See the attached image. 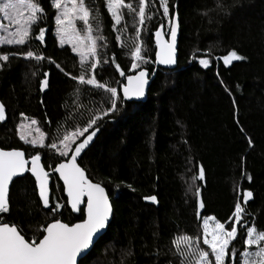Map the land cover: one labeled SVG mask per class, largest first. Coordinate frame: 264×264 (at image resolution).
Wrapping results in <instances>:
<instances>
[{"label":"trees","instance_id":"obj_1","mask_svg":"<svg viewBox=\"0 0 264 264\" xmlns=\"http://www.w3.org/2000/svg\"><path fill=\"white\" fill-rule=\"evenodd\" d=\"M125 2L138 10V0ZM85 3L92 9L93 37L102 34L106 40L97 43H107L106 48H98L97 80L117 87L122 97L127 75L146 69L155 71L156 78L146 101H123L115 113L98 122V138L79 162L89 179L106 188L114 213L107 233L83 264H181L183 257L176 253L173 239L185 234L200 236L201 247L208 250L202 244L203 217L215 216L225 222L237 202L246 209L245 219L264 230V0H169L173 15L177 4L181 26L178 62L171 71L155 65L154 33L167 25L162 9L146 20L137 38L138 16L122 9L124 19L114 30L105 0ZM43 6L46 14L33 26L26 45H2L0 54L32 50L52 58L65 72L79 75V57L71 47H62L55 36V9L49 0H43ZM151 12L150 7L146 9ZM39 27L47 29L44 44L34 38ZM136 44L141 45L147 62L132 72L131 52ZM231 50L245 59L225 66L218 58ZM204 53L209 54V68L199 64ZM0 65H4L0 68V101L7 111L6 123L0 124L1 149L23 150L28 159L38 152L44 165L54 167L56 151L20 140L18 125L35 119L45 144H50L110 106L109 93L80 85L47 59L37 62L10 56ZM44 73H48L49 88L42 94ZM201 165L204 180L198 179ZM245 190L253 193L246 205L240 195ZM152 195L158 205L145 201L144 197ZM9 198L10 212L0 214V222L17 225L26 239L36 238L52 222L53 215L43 208L30 175L12 184ZM201 201L205 207L198 219ZM57 202L64 204L66 199L54 178L51 203ZM84 218V213L75 216L69 208L55 216L69 224ZM244 235L241 229L239 242L233 246L240 247Z\"/></svg>","mask_w":264,"mask_h":264},{"label":"snow or ice","instance_id":"obj_2","mask_svg":"<svg viewBox=\"0 0 264 264\" xmlns=\"http://www.w3.org/2000/svg\"><path fill=\"white\" fill-rule=\"evenodd\" d=\"M49 3L50 7L55 9L54 20L60 45L63 47L66 43L70 44L72 52L79 56L82 69L80 74L72 75L71 72H65V69L55 60L32 50L0 54V61L8 62L10 56L37 62L47 59L49 63L55 64L57 69L72 80L78 81L80 85L103 89L109 93L110 106L99 109L87 119L83 127L76 126L70 131L66 130L62 138L53 140L50 144L43 143V134L39 141L29 140L23 131L26 125L24 123L18 125L20 140L31 144L34 148L39 146L56 151L58 162L54 167L42 164V157L38 152L31 155L30 159H26V153L23 150L0 149V214L10 212L9 188L14 178L30 172L35 178L43 207L53 215L52 222L43 227L39 236L31 240L25 238L22 229L17 225L0 222V264H77V257L86 258L88 250L94 243V238L106 228L113 209L105 188L101 183H94L89 179L85 169L78 163V158L99 133L98 122L115 113L123 101L143 97L145 86L148 84L146 70H140L135 75H127V82L123 84L121 97L117 87L99 82L95 75L101 63L98 48H106L107 43L102 45L97 43V40H106L102 34L95 38L92 35L93 28L90 22L92 9L86 5L85 0H49ZM106 7L114 21V30H117L116 26L121 25L124 19L122 9L126 8L129 14L138 16L139 27L135 28L137 38L140 37L146 20H151L155 12L162 9L163 17L168 20L171 40L170 42L163 40L161 30L154 33L157 46L155 62L166 66L177 63L176 40L179 19L178 14L171 13L169 0H138V10L133 3H126L125 0H106ZM149 7L152 10L151 14L146 13ZM0 14L3 20L7 21V24L0 21V31L7 33V36L0 38V45L24 46L31 38L33 26L43 20L46 9L43 6V0H5L0 3ZM77 21L83 22L87 35H81L76 26ZM162 28L163 25H161ZM97 31L99 32V28ZM46 32L45 27H39L38 34L34 37L35 40L44 44ZM115 39L120 41L121 36L117 35ZM208 55L204 53V58L199 59V64L204 68L211 66V60L206 58ZM131 58L129 71L132 72H136L141 63L147 62V57L142 55L140 44L135 45ZM218 59H222L225 66H230L233 61H241L245 57L239 55L236 50H231L227 55ZM86 61L88 62L87 67H85ZM103 63H108V61L104 60ZM113 63H115L114 56ZM3 66L0 65V68ZM115 67L119 75L125 77V72L120 69V65L115 64ZM44 76L45 79L41 81L42 91L49 85L48 73H44ZM20 115L23 119H27L24 113ZM4 120H6V107L0 102V121ZM37 123L35 119L31 120L32 125ZM248 140L249 146H252L251 138ZM46 167L52 168V172L47 171ZM53 174H58L57 179L62 180V187L66 190L67 200L64 204L59 202L53 204L50 201V180ZM204 178L205 170L201 165L198 179L204 180ZM247 179L251 182L252 178L248 175ZM196 194L199 196V189ZM240 195L244 205L253 197L250 190H245ZM144 199L153 203L158 202L155 195L146 196ZM69 207L73 212L85 213V218L75 224L55 219L56 215H62L63 210ZM204 207L201 201L199 209H204ZM197 215L199 216V212ZM245 215L246 209L242 207L241 202H237L232 215L225 222H221L215 216L203 217L202 244L206 245L208 250L201 247L200 236L193 238L185 234L175 237L172 244L176 253L183 257L181 264H226L228 259H230V264H264V230L258 229L254 221L250 223L246 220ZM241 229L245 231L242 244L240 247L233 246L234 242H239ZM253 248L256 250L249 251Z\"/></svg>","mask_w":264,"mask_h":264},{"label":"water","instance_id":"obj_3","mask_svg":"<svg viewBox=\"0 0 264 264\" xmlns=\"http://www.w3.org/2000/svg\"><path fill=\"white\" fill-rule=\"evenodd\" d=\"M176 14H178V13H174V15H176ZM178 19H179V28H178V30H177V40H176V59H177V62H178V57H179V43H180V35H181V26H180V18H179V15H178ZM158 30H161V32H162V36H161V38L163 39V40H166L167 42H170V40H171V37H170V34H169V32H168V35L167 34H165V29L164 28H162L161 29V27L158 29ZM167 35V36H166ZM155 41H156V37H155V39H154ZM155 45H156V43H155ZM156 51H157V46H156ZM156 65H157V68L158 69H164V70H173L175 67H176V65H177V63L175 64V65H171V66H166V65H162V64H159L158 62H156ZM143 70H146V69H143ZM147 72H148V76H147V79H148V84L145 86V95L143 96V97H141V98H133V99H131V100H127L126 102H136V103H140V102H144V101H146L147 100V97H148V93H149V89H150V87H151V84H152V82L154 81V79H155V77H156V72L154 71V72H150V71H148V70H146ZM136 74H138V72L136 73ZM135 75V74H134ZM127 82V81H126ZM122 89H123V87H122ZM122 89H121V94H122ZM46 90V89H45ZM1 102V101H0ZM6 120H7V111H6ZM6 120H4V121H0V124H4V123H6ZM98 135H99V133L97 134V136L94 138V140L90 143V145H89V147L87 148V149H85V151L82 153V155H81V157L80 158H78V163L80 162V160L83 158V156L87 153V151L92 147V145L95 143V141L97 140V138H98ZM42 162V161H41ZM43 164V163H42ZM51 173V172H50ZM87 174V173H86ZM27 175H30L34 180H35V178L31 175V173L30 172H26V173H24V174H22L21 176H18V177H16V178H14V181H16V180H18V179H20V178H24L25 176H27ZM57 175V177H58V174H56ZM14 181H13V183H14ZM60 182H62V180H59ZM12 183V184H13ZM95 183V182H94ZM12 184L10 185V188H9V195H10V191H11V187H12ZM62 185H63V182L61 183ZM36 188H37V192H38V187L36 186ZM105 191H106V193L108 194V192H107V190H106V188H105ZM108 196H109V194H108ZM38 197H39V192H38ZM51 198H52V180H50V201H51ZM65 198H66V200H67V194H66V190H65ZM39 200H40V202H41V204H42V200L40 199V197H39ZM109 200H110V203H111V205H112V202H111V198H110V196H109ZM146 201V200H145ZM146 202H150V201H146ZM200 203V202H199ZM42 206H43V204H42ZM46 209V208H45ZM69 209H70V207H69ZM112 209H113V206H112ZM46 210H48V209H46ZM198 210H199V212L201 213L202 211H203V209H199V204H198ZM71 211V210H70ZM75 216H78L79 214H80V212H73V211H71ZM85 214V213H84ZM113 212H112V215L110 216V219H109V222H108V224H107V226H106V228L104 229V230H102V232L97 236V237H95L94 238V243H93V245L90 247V249L88 250V253H87V256H88V254L93 250V248H94V246L96 245V243L98 242V240L103 236V235H105L106 233H107V231H108V227H109V224L112 222V219H113ZM85 216H86V214H85ZM86 256V257H87ZM82 258H84V256H79V257H77V264L80 262V260L82 259Z\"/></svg>","mask_w":264,"mask_h":264},{"label":"rangeland","instance_id":"obj_4","mask_svg":"<svg viewBox=\"0 0 264 264\" xmlns=\"http://www.w3.org/2000/svg\"><path fill=\"white\" fill-rule=\"evenodd\" d=\"M106 1V0H105ZM4 2V0H0V3H3ZM0 21H2L3 23H5V24H7V21H4L3 20V17H2V14H0ZM82 23V26H80V24ZM166 23H167V25H163V28L165 29V34H167L168 35V32H169V26H168V20L166 19ZM76 26H77V28L80 30V32H81V35H87V33L84 31V25H83V22H81V21H77L76 22ZM13 31L15 30V28L13 27V29H12ZM122 30V29H121ZM121 30H119V31H121ZM166 35V36H167ZM5 36H7V33H5V32H3V31H0V38H4ZM55 36L59 39V37H58V35H57V32H56V25H55ZM155 39V38H154ZM60 43V42H59ZM65 45H67V46H69V47H71V45L70 44H65ZM2 45H0V47H1ZM76 54V53H75ZM77 55V54H76ZM78 56V55H77ZM79 57V56H78ZM80 59V58H79ZM87 62V61H86ZM22 123H24L25 125H26V127L23 129V131L25 132V134L28 136V139L29 140H32V139H36L37 141H39L40 140V138H41V135L43 134L42 132H41V130L38 128V126L37 125H32L31 124V121H28V120H24ZM43 136H44V134H43ZM44 140H45V136H44ZM43 143H45L44 141H43ZM58 155V154H57ZM52 168H49V170H51ZM52 171V170H51ZM54 178V177H53ZM181 246H183V245H181ZM205 247H207L206 245H204ZM256 249L255 248H253V249H250L249 251H255ZM226 262H227V260H226Z\"/></svg>","mask_w":264,"mask_h":264},{"label":"bare ground","instance_id":"obj_5","mask_svg":"<svg viewBox=\"0 0 264 264\" xmlns=\"http://www.w3.org/2000/svg\"><path fill=\"white\" fill-rule=\"evenodd\" d=\"M175 10H176L175 13H178V12H177V4H176V6H175ZM155 65H156V62H155ZM156 67H157V65H156ZM160 70H164V69H160ZM168 71H171V70H168ZM138 72H139V71H138ZM136 73H137V72H136ZM136 73H135V74H136ZM133 75H134V74H133ZM155 78H156V77H155ZM125 83H126V80H125ZM48 88H49V86H48L47 88H44L43 91H42V94H44L46 91H48ZM45 89H46V90H45ZM0 149H1V148H0ZM3 150H4V149H3ZM26 159H28V158H27V155H26ZM47 171H48V170H47ZM49 172H52V171H49ZM53 177H54V178H57V175H56V174H53V175L51 176V180L54 179ZM20 179H21V178H20ZM33 180H34V179H33ZM57 180L59 181V179H57ZM34 181H35V180H34ZM14 182H15V181H14ZM59 183L61 184L62 182L59 181ZM61 185H62V184H61ZM36 189H37V188H36ZM37 193H38V192H37ZM63 194H64V197H65V190H64V188H63ZM65 199H66V198H65ZM152 203H153V202H152ZM153 204L158 205V202H157V203H153ZM198 204H199V203H198ZM112 206H113V204H112ZM43 208H44V207H43ZM44 209H45V208H44ZM45 210H46V209H45ZM198 212H199V210H198ZM72 214H73V213H72ZM73 215H74V214H73ZM201 215H202V212H201V213L199 212V216L197 215L198 219H200ZM78 216H79V215H78ZM84 216H85V214H84ZM78 223H79V222H78ZM110 224H111V223H110ZM110 224H109V226H110ZM108 228H109V227H108ZM103 236H104V235H103ZM103 236H102V237H103ZM100 239H101V238H100ZM100 239H99V240H100ZM99 240H98V241H99ZM84 258H85V257H84ZM84 258H82L80 261H82ZM79 263H80V262H79ZM79 263H78V264H79Z\"/></svg>","mask_w":264,"mask_h":264}]
</instances>
